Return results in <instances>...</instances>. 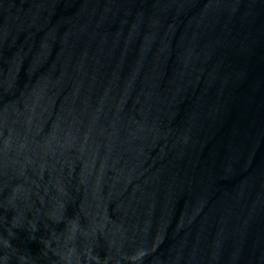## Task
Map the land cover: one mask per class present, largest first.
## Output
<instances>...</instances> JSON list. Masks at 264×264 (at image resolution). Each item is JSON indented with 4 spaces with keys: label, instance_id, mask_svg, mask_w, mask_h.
<instances>
[{
    "label": "water",
    "instance_id": "water-1",
    "mask_svg": "<svg viewBox=\"0 0 264 264\" xmlns=\"http://www.w3.org/2000/svg\"><path fill=\"white\" fill-rule=\"evenodd\" d=\"M0 264H264V0H0Z\"/></svg>",
    "mask_w": 264,
    "mask_h": 264
}]
</instances>
